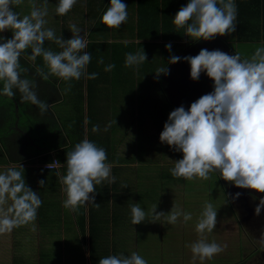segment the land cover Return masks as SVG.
Returning <instances> with one entry per match:
<instances>
[{
    "label": "clouds",
    "instance_id": "obj_1",
    "mask_svg": "<svg viewBox=\"0 0 264 264\" xmlns=\"http://www.w3.org/2000/svg\"><path fill=\"white\" fill-rule=\"evenodd\" d=\"M22 3L23 0H0V33L11 32L10 38L0 35V83L3 85L0 95L12 98L16 89L23 102H31L43 114L49 104L39 98L35 82L22 76L28 72V68L21 65L22 55L30 61L42 57L43 67L36 68V75L44 81L50 76L62 79L67 83L65 94L71 90L70 81L82 77L93 80L98 73L87 72L92 57L86 50L88 41L75 23L69 26L71 38L64 39L62 33L58 36L55 29L46 27L48 0H43L42 4L28 0L30 11L23 16L14 10ZM76 3L77 0H57L55 14L66 15ZM236 18L234 0H188L175 13L172 23L177 29H183L184 35L193 42L211 41L235 32ZM127 19L128 5L122 0H110L100 23L110 29L119 28ZM46 41L54 42L60 51L46 48ZM165 48L171 52L172 44L169 42ZM181 59L189 64L193 81H198L204 73L213 84L212 91L191 102L187 109L181 105L172 110L163 125L160 142L182 153V158L173 161L169 169L171 176L208 180L210 174L215 173L237 188L264 193V45L256 46L249 56L202 48L194 56L181 58L173 54L167 65L176 64ZM146 61L143 49L125 54V67H138ZM97 63L103 64V57ZM167 65L156 69L157 78L169 74ZM115 67V64H108L104 71H112ZM85 123L89 121L86 119ZM110 126L111 123L106 125L104 131ZM91 130L99 132L100 126L93 125ZM52 166L47 165L49 169ZM63 166L65 174L57 172L65 194L63 207L76 212L80 206L91 203L99 208L100 205L94 202L96 185L105 180L109 183L116 181L106 149L85 136L66 151ZM45 183L43 179L38 181L40 187ZM240 195L235 194L237 198ZM42 203L38 193L26 183L25 169L21 164L0 171V234L29 223H33L35 230L34 222ZM129 207L133 225L144 222L149 215L153 217V223L164 217L169 225H175L180 217L185 223L193 219L191 212L175 205L167 213L157 212V204L147 213L139 203H132ZM261 209H264V197L255 207L257 216ZM216 223L217 209L212 202L205 201L195 223L200 238L185 245L190 249L193 261L197 258L211 260L226 249V244L221 245L215 240L209 242L204 235L205 232L211 233ZM260 244L264 247V234ZM98 264H148V261L133 251L129 255L119 253L101 257Z\"/></svg>",
    "mask_w": 264,
    "mask_h": 264
},
{
    "label": "crops",
    "instance_id": "obj_2",
    "mask_svg": "<svg viewBox=\"0 0 264 264\" xmlns=\"http://www.w3.org/2000/svg\"><path fill=\"white\" fill-rule=\"evenodd\" d=\"M122 2L128 5V19L119 28L110 29L100 23V17L110 4V0H77L76 5L65 15L66 23L64 16L55 14L57 0H48V16L53 19L46 27L55 29L58 36L62 33L64 39H69L72 35L69 26L75 23L82 30L81 35L88 41L86 50L92 57L87 72L98 73V77L93 80L82 77L78 81H70L71 90L65 94L67 83L62 79L50 76L44 81L36 75V68L43 67L42 57L30 61L26 55H22L21 58L26 64L21 65L28 68V72L22 76L35 82L39 98L49 104L47 112L41 114L37 106L31 102H23L21 94L16 89H14L16 95L12 98L0 95V171L21 164L25 169L26 183L43 201L34 222L35 230L33 223H29L11 232L0 234V264H15V261L17 264H51L57 261L60 264H90L89 245L97 247L93 252L97 261L110 254L129 255L135 251L144 257L148 264L153 262L186 264L188 256L185 247L186 223L183 218L177 225L166 226L164 230L160 228L159 239L155 238V233H149L151 238L144 242L138 237L140 233L138 225L131 223L129 205L134 203L133 194L139 191L138 176L141 179L155 180L161 195L166 194V190L174 187L175 183H183L178 187L182 193L176 197L177 203L183 206V211H186L184 190L186 180L171 176L169 169L175 161L173 156L180 152H176L167 144H162L154 131L156 126H160L163 113L153 111L164 110L170 113L174 110L171 100L163 95L162 74L157 79L160 99L156 109L148 104L144 108L139 106L136 96L129 106L118 105L115 109H110V104L117 96L127 95L125 89L127 83L121 82L125 77H122L123 72L125 73L127 69L125 61H122L125 49L128 45L136 48L138 43L149 41L134 36L135 0ZM37 3L42 4L43 0H37ZM14 10L21 16L28 14L30 11L28 0H23V3L15 6ZM0 35L10 38L11 32L6 31ZM216 38L224 48L230 50L231 54L237 52L235 43L245 42L237 41L233 33ZM153 40L160 48L161 64H158L160 67L167 65L171 55L179 56L180 45L181 51L185 52L186 45L195 47L198 42L187 44L185 39ZM112 42L120 43L117 52L112 50L113 54ZM169 42L172 44L171 52L165 48ZM122 43L125 44L123 47ZM247 43L264 45L262 40ZM44 46L53 51H60L52 41H46ZM27 51L30 54L31 50ZM100 57H103V64L97 63ZM116 58L119 61H115ZM108 64H115L116 67L106 72L104 68ZM2 87L0 83V89ZM129 112L133 115L131 116ZM79 113L83 116L82 133L78 129ZM85 113H91V129L93 125L98 124L99 132L93 133L90 129L89 134H86ZM156 116L158 119H154ZM126 117L134 118L125 121ZM122 118L128 128L121 126ZM109 123L111 126L108 131H104ZM119 127L124 136L119 135ZM107 134L109 137H106ZM85 136L106 149L108 162L113 164L111 172L116 181L109 183L105 180L96 185L94 202L100 205L99 208L89 203L72 212L63 207L65 194L61 190L62 185L57 172L65 174L63 164L66 161V151L71 150ZM52 159L56 161L54 167L49 169L43 166ZM142 168L151 171L148 177H144L143 172L141 174ZM42 179L46 183L40 187L38 181ZM174 179L178 182L173 183ZM125 185L127 187H124Z\"/></svg>",
    "mask_w": 264,
    "mask_h": 264
},
{
    "label": "rangeland",
    "instance_id": "obj_3",
    "mask_svg": "<svg viewBox=\"0 0 264 264\" xmlns=\"http://www.w3.org/2000/svg\"><path fill=\"white\" fill-rule=\"evenodd\" d=\"M52 15L53 17L55 16L54 14ZM45 19L49 23L53 18L48 16ZM64 23H66L65 15ZM235 46L237 52L242 56H249L257 45L245 41L237 42ZM202 48H207L208 50L220 49L224 52H226L224 50L226 49V53L231 55L230 50L224 48L223 44L217 41V38L211 41L200 40L196 43L195 47L186 45L185 52L181 51L180 45V52L178 55L181 58L189 55L194 56L197 55ZM179 63L181 64L180 66ZM168 68L170 70L169 74L167 76L162 74L163 81L161 83V89L163 95L171 100L174 109L181 105L187 109L191 102L198 99L201 95L212 91L213 82L206 74L202 73L198 81H193L190 78V66L187 62L183 61V59L176 64H170ZM126 90L128 93V85H126ZM133 99L134 97H132V100ZM132 100L130 99V95L117 96L110 104V109H115V106L118 105H120V107L126 104L129 106ZM157 106H155L154 109H156ZM156 112L163 113L160 126H156L154 129L159 137V131L161 133L163 130V125L167 121L169 112H165L164 110L153 111V113ZM127 113L126 111L125 114ZM129 114L131 116L133 115L132 112H129ZM133 118L134 117H126L124 120L131 121ZM154 119H158V117L156 116ZM120 121L121 126L125 127L126 124L123 123V118ZM126 128H128V126H126ZM118 132L119 135L124 136L121 133V128L118 129ZM122 136H120V138H123ZM106 137H109V135L107 134ZM148 155L152 157L150 154ZM173 158L175 160L176 158L181 159L182 154L179 153L178 155H174ZM146 170L148 169L144 170L142 168L141 171L144 177H148L149 173H151L150 170ZM138 177L140 178L139 191L137 194H133V201L134 203H139L146 213L156 204L158 207H161L160 209H156L157 212L167 213L172 209L173 205L183 210V206H180L176 201V197L182 193L181 189L178 187L183 185V183H175L178 181L174 179L175 181H173V183H175V186H172L168 191L166 190V194L161 195L159 186L156 184L155 180L148 178L141 179L140 176ZM184 184V190H186V212H191L193 215V219L186 223V244H190L200 238L195 230V223L204 202L210 201L217 209V223L211 233L205 232L204 235L209 242L215 240L221 245H227L223 252L215 255L211 260L200 261L199 258H197L195 263H191L194 262L192 253L189 248H186V254H188V256H186V264H264V247L260 244V238L262 234H264V209H261L260 215L257 216L255 214V207L259 199L264 197V193H256L253 190L237 188L230 182L220 179L215 173L210 174L208 180L197 178L195 180H186ZM236 193H241V195L237 198L235 196ZM182 218L183 217H180L179 220ZM152 220L153 217L149 215L144 222L138 224V228L140 229L138 237L142 238L143 242L151 238L148 235L149 233H155V238L159 239L161 236V234H159L161 233L160 228L164 230L166 226H169L164 217H161L160 220L155 223H153ZM177 224L178 223H176V225ZM150 225H152V227ZM156 229L158 230L156 231ZM15 264H17L16 261ZM51 264L60 263L57 261ZM150 264H159V262Z\"/></svg>",
    "mask_w": 264,
    "mask_h": 264
},
{
    "label": "trees",
    "instance_id": "obj_4",
    "mask_svg": "<svg viewBox=\"0 0 264 264\" xmlns=\"http://www.w3.org/2000/svg\"><path fill=\"white\" fill-rule=\"evenodd\" d=\"M234 2L237 6V18L235 21L237 26L236 31L233 32L234 38L237 41L246 42L264 41V0H234ZM187 3L188 0H135L134 36L145 40L149 39V41L138 43L136 48L128 45L125 51L134 53L138 49H143L147 55V61L138 67H127L125 73L123 72L122 77H125L121 82L127 83L129 90L128 93L126 90V94L130 95V99L132 100V97L136 96L139 106L143 108L148 105L151 108H155L159 104L160 99L158 95L159 81L155 75L156 69L160 67L158 64H161L159 61L160 48L153 39L161 38L162 40L170 41L185 39L187 44L193 42L190 40L191 38L189 39L184 35L183 29H177L172 23L175 13ZM121 45L123 47L125 44L122 43ZM119 48L120 43L112 42L111 54H113L112 50L117 52ZM126 52L123 53L122 61H125ZM115 61H119V59L116 58ZM20 62L23 65L26 64L22 58ZM86 119L89 121V123H85L86 134L88 135L91 129V113H85ZM82 122L83 116L82 113H79L78 129H80L81 133L83 130ZM88 248L89 263L98 264L97 259L93 256V252L94 250L96 251L97 247L89 245Z\"/></svg>",
    "mask_w": 264,
    "mask_h": 264
},
{
    "label": "built area",
    "instance_id": "obj_5",
    "mask_svg": "<svg viewBox=\"0 0 264 264\" xmlns=\"http://www.w3.org/2000/svg\"><path fill=\"white\" fill-rule=\"evenodd\" d=\"M48 164H49V163H46V164H44L43 166H44V167H47ZM50 164H52V165H53L52 167H54L55 164H56L55 159H52V161L50 162Z\"/></svg>",
    "mask_w": 264,
    "mask_h": 264
}]
</instances>
